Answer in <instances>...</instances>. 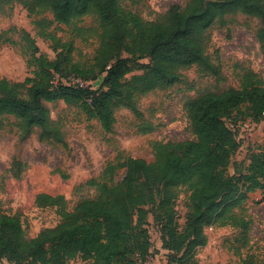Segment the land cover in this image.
<instances>
[{"label": "trees", "instance_id": "1", "mask_svg": "<svg viewBox=\"0 0 264 264\" xmlns=\"http://www.w3.org/2000/svg\"><path fill=\"white\" fill-rule=\"evenodd\" d=\"M19 1L30 13L47 8L53 21L74 30L85 15H94L101 28L96 60L102 74L94 89L58 79L72 74L71 78L81 79V68L69 59L72 43L46 32L43 35L57 44L55 50L61 49L53 60L39 53L28 33L21 37L32 67V76L23 82L31 83L26 92L16 91L21 84L0 79V113L11 114L18 135L37 126L43 139L63 145L61 126L44 102L78 101L88 118H96L104 130H110L116 109L126 107L139 114L135 95L178 82L180 69L194 65L200 73L219 75L218 65L206 52L207 31L214 24L223 26L237 14L255 17L259 20L255 35L264 47V0H187L152 20L128 7L142 0ZM144 58L148 63L139 65ZM138 66L141 73H132L126 80ZM242 107L253 120L264 117V85L250 70L241 74L239 88L206 92L187 104L195 139L155 142L139 155L118 153L102 169L94 198H84L67 211L61 196L38 193L37 203L56 206L61 216L58 226L27 238L17 213L0 214V261L47 264L79 256L92 264H145L150 242L144 224L150 206L161 220V248L170 253L167 264L184 263L196 247L207 244L206 226L223 220L246 192L264 191V147L235 175L226 173L238 147L233 128L243 122L233 116ZM137 129L149 133L153 126L142 121ZM178 187L188 193L181 230L173 210Z\"/></svg>", "mask_w": 264, "mask_h": 264}, {"label": "rangeland", "instance_id": "2", "mask_svg": "<svg viewBox=\"0 0 264 264\" xmlns=\"http://www.w3.org/2000/svg\"><path fill=\"white\" fill-rule=\"evenodd\" d=\"M31 2L32 0H28ZM187 0H142L128 6L147 20L161 16L173 4L183 6ZM127 2L124 4L126 5ZM74 26L53 21L45 7L29 12L19 0H9L0 5V79H5L25 93L31 83L23 84L32 76L23 52V32L35 41L39 53L50 60L60 52L54 41L43 35H55L60 42H71L69 59L81 69L77 82L72 75L58 79L64 83L97 87L100 82L96 53L101 28L94 15L82 16ZM259 20L237 14L225 25L214 24L207 31L206 52L218 65L219 75L198 72L194 65L180 69L178 82L135 95L139 114L122 107L114 112L110 130H104L96 118H88L80 102L57 99L44 102L53 119L64 133L65 145L41 137L35 126L19 136L11 114L0 113V214L17 213L27 238H34L44 228L60 224L61 216L55 205L37 203L36 195L46 193L61 196L65 210L70 211L84 198L95 197V184L100 181L104 166L114 161L117 154L139 155L151 149L155 142L195 139L187 116V104L206 92L237 89L244 71L258 75L264 85V47H261L256 30ZM121 56L127 54L121 52ZM144 58L140 64L148 63ZM140 66L126 75L141 73ZM237 116V117H235ZM233 119L248 121L251 126L236 131L238 147L226 166L233 176L240 165L248 164L252 155L264 147V117L253 120L242 107ZM145 121L152 124L149 133H141L137 126ZM228 122H230L228 120ZM17 164L11 167L12 162ZM242 192L245 188H242ZM187 191L177 188L173 203L175 224L184 227L187 212ZM146 224L149 238V257L146 264H167L170 253L161 248V220L154 207H148ZM207 244L196 247L182 264H264V191L246 192L226 212L223 220L204 228ZM0 264H9L1 260ZM20 264H32L29 260ZM40 264V263H36ZM47 264H92L79 256L55 259Z\"/></svg>", "mask_w": 264, "mask_h": 264}, {"label": "built area", "instance_id": "3", "mask_svg": "<svg viewBox=\"0 0 264 264\" xmlns=\"http://www.w3.org/2000/svg\"><path fill=\"white\" fill-rule=\"evenodd\" d=\"M74 80H76L77 82L79 81L78 79H74ZM251 126V121H243V122H240L235 128H233V129H235V130H237L238 131V129H239V127H241V128H249ZM146 264V263H145Z\"/></svg>", "mask_w": 264, "mask_h": 264}]
</instances>
